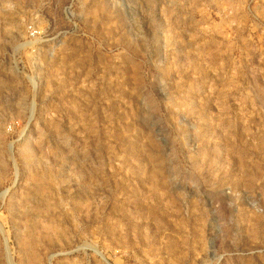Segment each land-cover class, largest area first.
I'll return each mask as SVG.
<instances>
[{
  "label": "rangeland",
  "instance_id": "374dc122",
  "mask_svg": "<svg viewBox=\"0 0 264 264\" xmlns=\"http://www.w3.org/2000/svg\"><path fill=\"white\" fill-rule=\"evenodd\" d=\"M0 264H264V0H0Z\"/></svg>",
  "mask_w": 264,
  "mask_h": 264
},
{
  "label": "built area",
  "instance_id": "2783aa9c",
  "mask_svg": "<svg viewBox=\"0 0 264 264\" xmlns=\"http://www.w3.org/2000/svg\"><path fill=\"white\" fill-rule=\"evenodd\" d=\"M32 33V32H31ZM35 33H32V35L31 36H33Z\"/></svg>",
  "mask_w": 264,
  "mask_h": 264
}]
</instances>
